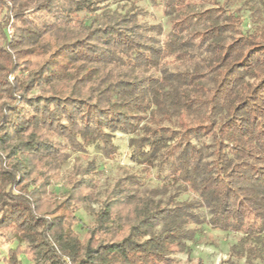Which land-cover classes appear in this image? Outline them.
I'll use <instances>...</instances> for the list:
<instances>
[{"label":"trees","instance_id":"trees-1","mask_svg":"<svg viewBox=\"0 0 264 264\" xmlns=\"http://www.w3.org/2000/svg\"><path fill=\"white\" fill-rule=\"evenodd\" d=\"M126 1L86 24L97 0H0V230L19 241L0 262L176 264L207 224L237 234L227 264H264V0H151L170 22L163 43L162 26ZM237 3L259 23L252 32ZM170 56L194 62L171 68ZM119 132L132 161L174 189L119 178L81 237L76 213L97 200L101 170L75 166L56 197L67 154L55 139L112 158Z\"/></svg>","mask_w":264,"mask_h":264},{"label":"rangeland","instance_id":"rangeland-1","mask_svg":"<svg viewBox=\"0 0 264 264\" xmlns=\"http://www.w3.org/2000/svg\"><path fill=\"white\" fill-rule=\"evenodd\" d=\"M98 9L93 13H80L81 18L88 24L93 18L102 19L105 13L117 11L124 13L130 6L131 1L126 0H97ZM136 6L140 9L139 20L147 25L162 26L163 32L161 35H157L161 43L164 42L166 33L170 30L169 19L163 14L161 6L155 5L151 0H134ZM222 2L224 0H221ZM208 3H205L203 7H207ZM237 6H240L238 3ZM211 6V5H209ZM239 14L242 16L243 24L242 29L245 32H252L258 27V22L247 9L246 6H240ZM36 21L42 28L52 30L57 27V19L45 15L42 12L36 14ZM13 19V18H12ZM2 18H0V22ZM9 34L12 32V27H7ZM2 41L0 40V43ZM196 52V51H194ZM193 53V52H192ZM171 68L181 67L185 68L193 63V59L190 60H177L174 57H167L165 60ZM14 75L10 76L12 80ZM130 136L125 133H117L115 144L118 147V153L110 158L106 153L96 144H91L86 149H75L70 145L68 140L62 138H56L55 140L61 143L63 152L67 154V157L59 171L57 180H53L52 184L48 187L50 192L56 194L58 198L66 191V184L68 177L74 174L75 166L87 168L91 162L97 163L101 173L97 176L98 188L96 191L97 200L92 201L87 207H80L76 213L79 218V222L74 225V229L84 237L86 231L83 226L90 225L94 222V216L100 207V201L105 196V191L115 184V182L126 175L136 174L141 178V187L143 189H150L153 187L161 188L163 184H167L169 190H173L172 182H163L160 179V175L157 171V167L149 166V169H144L131 159V148L129 146ZM195 197V194L191 191L184 193L180 199H191ZM49 201L54 200V197H50ZM44 209H48V201H44ZM196 228V227H195ZM237 234L233 232H224L214 230L207 224H204L200 229V232L196 235L193 241L188 242L191 248V253L178 252L174 254L176 264H227L225 261L228 258L229 247L236 241ZM19 244L17 236L13 229L0 230V257L7 255L8 250L11 247H16ZM25 245V243H20ZM20 259L23 264H29L25 255H20ZM0 264H5L3 261Z\"/></svg>","mask_w":264,"mask_h":264}]
</instances>
